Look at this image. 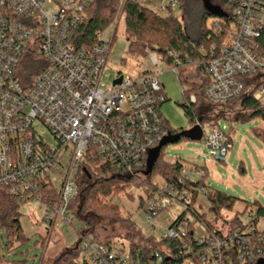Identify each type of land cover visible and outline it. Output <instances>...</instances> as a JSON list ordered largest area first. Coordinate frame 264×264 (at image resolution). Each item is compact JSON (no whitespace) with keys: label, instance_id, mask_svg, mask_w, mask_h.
<instances>
[{"label":"built area","instance_id":"built-area-1","mask_svg":"<svg viewBox=\"0 0 264 264\" xmlns=\"http://www.w3.org/2000/svg\"><path fill=\"white\" fill-rule=\"evenodd\" d=\"M221 1L225 4L219 7L225 16L212 30L223 37L218 43L200 45L197 52L202 58L191 60L171 51L147 53L152 65L166 64L175 73L190 66L199 69L206 76L203 94L210 104L240 97L246 78L260 75L264 80V56L256 53V39L264 27V0ZM87 3L0 0V188L13 194L18 203L41 201L42 219L49 229L57 219L71 223L69 207L77 191V173L92 172L101 163L110 162L135 175L146 164L148 152L169 135L159 111L165 100L158 80L162 69L144 70L134 77L115 73L104 83L112 35L104 40L103 28L99 27L89 44L76 38ZM162 4L175 7L178 0H162ZM121 16L119 13L116 22ZM29 54L41 62L37 71L24 79L19 75L20 65ZM263 97L264 85L253 93L255 100ZM188 100L195 103V94L191 93ZM193 123L200 127L212 158L225 162L231 136L225 134L224 126L217 120L195 119ZM93 158L98 160L95 165ZM62 166L66 172L55 188L50 174ZM180 173L178 182L184 184L202 177L204 170L186 165ZM53 192L56 196L51 195ZM199 192H205L204 187H197L196 194ZM143 199L149 221L164 208L162 200L168 199L185 207L179 228L193 223L189 209L192 196L184 186L175 189L167 185L165 192ZM243 223L219 234L208 232L198 223L201 233L196 235L194 227L191 232L198 249L168 226L160 238L183 243L182 248L167 254L168 262L179 256L180 262L173 264H218L229 263L234 257L242 264H264V217L252 213ZM49 229L43 245V238L39 239L42 255L49 243ZM118 244L86 237L84 259L89 264H155L164 257L153 251L144 260H135L129 249ZM8 257L0 255V264H12Z\"/></svg>","mask_w":264,"mask_h":264},{"label":"rangeland","instance_id":"rangeland-1","mask_svg":"<svg viewBox=\"0 0 264 264\" xmlns=\"http://www.w3.org/2000/svg\"><path fill=\"white\" fill-rule=\"evenodd\" d=\"M138 1L162 16L167 13L162 0ZM208 1L219 6L221 4L219 0ZM181 4H183L182 7H179L178 4L172 7V14L181 20L183 25L190 30L191 37L195 38L200 28L199 16L205 10L204 0H181ZM219 20L221 18L218 16L206 15L205 27L212 29ZM231 25V28L234 29V24ZM111 35L112 41L107 59L109 70L105 72L107 76L103 77V82L110 81L115 73L134 77L144 70L161 68L162 73L158 80L163 87L162 92L165 98L159 106L162 117L172 130L189 129L190 126H193L195 120H191L179 105L184 102V95L177 74L166 64L152 65L147 55L128 51L123 15L116 24L103 29L102 38L104 40H109ZM184 73L188 76L189 82L201 83L199 76L196 75V68L193 66L187 67ZM183 87L187 88V85L185 84ZM261 101H264V97ZM218 112H223L224 116L218 118L217 122L220 126H224L225 134L231 136V145L227 151L225 162L212 158L204 146L203 136L194 140L181 138L177 142L165 145L162 150V159L169 163L179 160L188 167L206 168H202L207 171L203 177L205 192L197 194L193 208L203 213L206 221L224 233L230 228L233 216L238 215L242 222L248 220V210L252 201L256 200L264 207V143L253 132V129L264 132V120L259 116L245 119L248 110L242 106L240 100L230 105L209 104L208 115L215 116ZM65 172V167L62 166L59 171L50 174L55 188L59 187ZM198 177L194 176V178ZM153 181L158 182L161 186L164 183L158 176L153 177ZM212 190H220L234 196L236 202L232 209L220 210L218 215L210 211L206 194ZM139 196L143 198L144 191L135 185L126 187L124 192L112 195L111 202L119 207V218L114 220L108 217H92L94 225L91 231L94 236L98 240L111 239V242L115 244H122L127 251L129 240L131 241L129 233L133 231L137 233V236L132 239L137 243H140L142 236H153L159 239L169 224L185 208L179 202H169L168 199H163L164 208L149 221L145 211L139 206ZM76 206L77 203L74 202L73 207ZM18 212L23 239H12L10 244L7 242L6 234L0 229V255H9L8 259L12 264H38L42 254V249L38 248L39 239L40 237L44 238L49 229L48 222L42 219L44 204L38 200H29L19 204ZM70 219V224L57 219L55 225L49 229L50 238L45 257L54 258L64 247L77 241L82 222L76 218ZM193 227L196 235H199L201 232L198 223H194ZM81 256L82 252L79 255V261Z\"/></svg>","mask_w":264,"mask_h":264},{"label":"trees","instance_id":"trees-1","mask_svg":"<svg viewBox=\"0 0 264 264\" xmlns=\"http://www.w3.org/2000/svg\"><path fill=\"white\" fill-rule=\"evenodd\" d=\"M180 1V2H179ZM220 6L224 5L221 0ZM178 6L182 7L181 0H178ZM216 5V4H214ZM219 7V5H216ZM166 15L162 16L154 10L142 5L138 0H88L85 7V18L79 25L76 31V38L85 44L90 43L92 34L96 29L108 27L116 24V18L119 13L124 17L125 39L128 42V51L147 55L149 51H155L159 54H165L167 51L187 57L191 60H198L202 58V54L197 52V48L204 44L218 43L223 37L222 34L215 35L212 29L205 27L204 20L206 15L210 13L203 11L199 16L200 28L197 36L192 38L190 30L187 29L181 20L172 14V7L165 4ZM220 8V7H219ZM221 9V8H220ZM213 15V14H210ZM218 16V15H215ZM225 16V14L223 15ZM223 16H218L222 18ZM217 23H221L219 20ZM215 26V25H214ZM193 30V29H192ZM256 53L259 56H264V27L261 30L260 36L256 39ZM40 59L36 55L29 54L23 59L20 65L19 75L21 78L27 79L31 74L37 71ZM185 69L179 70L176 74L180 84L182 85V93L184 95V102L179 104L191 120L199 119L201 122L208 120H217L223 117V112H218L215 116L207 114L209 104L203 94L204 84L206 83V76L202 75L199 69H196V75L202 78V83L196 84L188 81V76L184 75ZM187 85L184 88L183 85ZM244 90L240 97L232 99L225 105H230L237 100L244 108L248 110L245 119L259 116L264 120V101L255 100L253 93L260 86L264 85V80L260 79V75H256L244 80ZM193 93L196 96L195 103H190L189 95ZM169 134H175L179 130H172L166 123ZM255 135L260 137L264 143V132L253 129ZM181 139V138H180ZM178 141V140H177ZM175 141V142H177ZM164 147V146H163ZM153 164L152 170L148 175H144L145 163H143L139 173L131 175L127 173L126 167H117L113 163L103 162L95 168L92 172L77 173V191L74 198L70 202L69 214L70 218H76L82 222V228L78 231V239L76 242L64 247L63 250L54 258L45 257L41 254L38 264H89L83 256L84 238L89 237L92 241L103 242L109 244L111 239L98 240L92 233V226L94 225L93 218L108 217L109 219L119 218V207L111 202L112 195L124 192L126 187L135 185L144 191L145 196H153L165 192L167 185H171L175 189L186 187L192 196V203L190 211L193 216V223H186L184 227L179 228V225L184 221L185 211L174 219L170 227L175 228L180 232L181 237L185 241H189L194 249H198L192 241L193 225L194 223H201L206 227L210 233L219 234L216 228L205 220L204 214L193 208V202L197 196L196 188L204 187L205 182L203 177L196 180H190L184 184H179L178 179L181 177V169L186 166L183 162L176 160L173 163L166 162L162 159V150ZM97 159H92V164L97 163ZM204 168V167H202ZM206 169V168H204ZM160 177L163 180L161 186L158 182L153 181V177ZM51 195L56 196L53 192ZM209 201V210L214 214H219L220 210L232 209L236 198L228 193L220 190L208 191L206 194ZM106 199V201H105ZM139 206L143 208L144 199L139 196ZM77 206L74 208L73 203ZM20 203L16 200L13 194H10L5 188H0V229L4 231L8 239V243H12V239H23L21 227L19 225L18 206ZM254 213L257 218L264 217V207L256 200L252 201L249 206L248 215ZM91 216V217H90ZM244 223L240 220L238 215L233 216L230 228H239ZM131 241L129 240V251L133 259L144 260L151 252L158 251L163 254V259L155 264H172L179 263L180 257H174L169 263L167 258L169 253H173L182 248V241L169 238L156 239L153 236H142L140 243L132 241L137 236L136 232L129 233ZM45 239L43 238V241ZM44 244L43 242L41 243ZM82 256L79 261V255ZM232 261L220 262L218 264H242L234 257ZM168 262V263H167ZM198 264H209L206 261H197ZM253 264V263H243Z\"/></svg>","mask_w":264,"mask_h":264},{"label":"water","instance_id":"water-1","mask_svg":"<svg viewBox=\"0 0 264 264\" xmlns=\"http://www.w3.org/2000/svg\"><path fill=\"white\" fill-rule=\"evenodd\" d=\"M204 6H205V11L209 12L210 14L213 15H218V16H223L224 12L216 5L212 4L208 0H204ZM120 77L115 80V82H119ZM201 129L199 126L195 125L189 129H180L177 133L175 134H169L167 137L162 139L158 145L154 148H152L148 152L147 160H146V165H145V170H144V175H148L153 167V164L155 163L160 149L169 144V143H174L175 141L179 140L180 138H186V139H200L201 138Z\"/></svg>","mask_w":264,"mask_h":264},{"label":"flooded vegetation","instance_id":"flooded-vegetation-1","mask_svg":"<svg viewBox=\"0 0 264 264\" xmlns=\"http://www.w3.org/2000/svg\"><path fill=\"white\" fill-rule=\"evenodd\" d=\"M183 129H188V128H183Z\"/></svg>","mask_w":264,"mask_h":264}]
</instances>
